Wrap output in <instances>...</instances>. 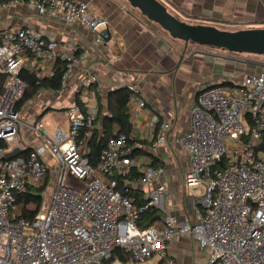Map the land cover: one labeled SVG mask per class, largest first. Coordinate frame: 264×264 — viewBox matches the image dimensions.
<instances>
[{"label": "built area", "instance_id": "2783aa9c", "mask_svg": "<svg viewBox=\"0 0 264 264\" xmlns=\"http://www.w3.org/2000/svg\"><path fill=\"white\" fill-rule=\"evenodd\" d=\"M14 6L62 24L80 23L94 35V44L103 45L109 38L107 21L88 3L0 0V12ZM82 58L67 44L45 39L32 28L0 29V264H127L110 260L115 248L126 252L133 264L149 263L154 256L163 258L162 264H176L165 256V248L180 236H190L206 250L203 264H264V66L230 85L212 84L197 94L189 128L176 139L190 158L183 177L196 214V222L190 223L170 214L168 188L154 185L160 166L146 164L136 180L139 189L147 190L144 203L116 190L114 176L126 180L137 167L129 152L141 145H130L129 134L114 133L96 164L90 163L86 146L96 130L97 110L85 104L65 108L66 128L48 132L35 122L30 129L39 143L25 154L5 158L14 148H25L15 145L23 124L18 106L28 87L22 72L39 80L51 77L55 63L63 62L59 82L64 87ZM116 60L108 57L105 65ZM79 84L101 89L97 75L87 70L80 72ZM135 86L121 87L134 98ZM137 107L143 108V101ZM167 129L161 123L152 151L164 142ZM48 158L57 166L49 201L32 220H24L16 198L45 185ZM151 209L163 220L140 228L137 222Z\"/></svg>", "mask_w": 264, "mask_h": 264}, {"label": "crops", "instance_id": "0c3cea01", "mask_svg": "<svg viewBox=\"0 0 264 264\" xmlns=\"http://www.w3.org/2000/svg\"><path fill=\"white\" fill-rule=\"evenodd\" d=\"M73 1L88 3L95 14L107 21L104 30L109 38L103 45L94 44V35L80 23L62 24L56 19L40 17L23 6L10 7L0 12V29L29 27L45 39L62 42L76 54H83L79 67L69 75L64 87L60 86L57 91L46 90L56 95L53 102L57 100L58 105H61L59 111H63V119L57 123H49L51 131L57 127H67L64 110L78 98L86 106L97 110L96 134L101 135V118L107 114L109 102H113V98L109 100V93L123 85H136L137 92L133 94L134 98L130 95L125 107L129 122L126 134L131 136L130 145L134 142L141 145L129 152L130 155L132 150H138L131 156L137 161V167L133 169L141 174L143 167L151 161L160 166L162 172L154 185L163 184L168 188V211L178 221L196 222L193 198L188 194L183 179L190 168V158L176 143V139L189 128L190 112L199 90L212 84L230 85L232 81H239L246 72L244 61L208 52L189 55L185 52L186 45L182 41L169 36L168 40L164 31L138 14L125 0ZM158 1L171 14L189 24L219 28L220 24L239 22L241 19L254 23L264 21V0ZM108 57L117 60L106 66ZM28 67H33L32 61L28 63ZM82 70L97 75L101 85L98 92L93 87L80 86L79 75ZM23 73L31 74L26 71ZM133 76H137L138 80L134 81ZM83 90L87 91V95H81ZM139 101H143V108L137 107ZM53 102L51 107L47 105L43 108L34 122L39 121L42 114L45 113V116L54 110ZM18 107L22 112V103ZM163 122L168 124V129L162 132L164 142L152 151L151 144L159 134ZM112 127L113 134L118 133V127ZM23 145L30 150L36 144L29 145L25 141ZM86 149L88 154V146ZM138 178L122 180L121 183L141 199L146 197L147 190L137 187ZM68 181L73 183L71 178ZM165 256L176 264H203L207 261L208 254L190 236H180L166 246ZM162 261L163 258L154 256L146 264H162Z\"/></svg>", "mask_w": 264, "mask_h": 264}, {"label": "trees", "instance_id": "16d2710c", "mask_svg": "<svg viewBox=\"0 0 264 264\" xmlns=\"http://www.w3.org/2000/svg\"><path fill=\"white\" fill-rule=\"evenodd\" d=\"M55 66H56V71L50 78H43L38 80L35 79L31 74H27V73L21 74V77L27 82L28 87L23 98L20 101V104L22 103V101L28 100L31 97H33L40 90L57 91L60 89L59 79L61 75V69L63 68L64 64L63 62L57 61L55 63ZM2 82H3V77L0 76V92L2 88ZM130 95L131 92L126 87H120L117 90H114L109 93L108 95L109 100L113 98V102H109L108 112L106 115L102 116L101 118L102 134L97 135L95 130L92 138L90 139L87 145L89 149V153L87 154V157L92 165L96 164L99 154L104 148L107 139L113 135L112 132L113 125L118 127L117 131L119 133H123V134L128 133L129 122H128V114L126 112L125 107L129 102ZM75 103L79 106L84 105L83 102H81L78 98L75 100ZM44 114H42L40 118ZM96 122H97V118L95 120V123ZM27 151H29V149H26L21 154H25ZM137 151L138 150H132L129 156L130 157L133 156V154L136 153ZM155 164L156 163L153 161L150 162V165L152 166H156ZM135 177H141V174L139 172H136L135 169H133L127 179H133ZM114 178L116 179L117 182L116 190L120 194L126 197H132V198L138 197L137 194L127 189L126 186L123 183H121L122 180L118 175H115ZM42 188L43 187H41L40 189L31 188L25 194L17 196L16 202L22 204L23 206L21 212L22 219L27 221L32 220L46 204V202L43 203L42 201V193H41ZM135 198L134 200L137 204H142L145 202L146 197L141 199L139 198L135 199ZM162 220H163L162 214L156 209H151L146 211L140 217L139 221L137 222V225L140 228H147L151 226L153 223ZM114 258H118L125 263L130 262L128 254L123 250H121L120 248H115L113 250L110 260H113Z\"/></svg>", "mask_w": 264, "mask_h": 264}, {"label": "water", "instance_id": "95a60500", "mask_svg": "<svg viewBox=\"0 0 264 264\" xmlns=\"http://www.w3.org/2000/svg\"><path fill=\"white\" fill-rule=\"evenodd\" d=\"M125 1L170 38L182 41L185 45L194 44L229 53L254 54L264 58V28L227 31L211 25L189 24L171 14L158 0ZM25 150V148H14L5 154V158L13 159Z\"/></svg>", "mask_w": 264, "mask_h": 264}, {"label": "rangeland", "instance_id": "374dc122", "mask_svg": "<svg viewBox=\"0 0 264 264\" xmlns=\"http://www.w3.org/2000/svg\"><path fill=\"white\" fill-rule=\"evenodd\" d=\"M220 26H218L219 29L227 30V31L264 28V21L259 22V23H254L253 21L248 20V19H241L239 20V22L238 21L225 22L224 24H220ZM168 40H170L169 37H168ZM178 43H181V42H178ZM185 52L188 53L189 55L193 53H197V52H201V53L208 52V53H213L215 55L231 56L233 58L243 60L245 64L244 70L246 71L244 75L258 73L261 71V69L264 66V58L262 56H258L254 54L229 53L227 51L218 50L214 48H206V47L197 46L194 44H187L185 46ZM81 95L83 96L87 95V91L83 90L81 92ZM55 96L56 95L53 92L46 91V90H40L30 99L22 101L23 108H22V112L21 111L19 112V120L22 121L23 124L20 125L18 129V142L15 143V145H20V144L23 145L25 141L29 145H35L39 143V138L36 132H34L33 130L29 128L31 125L35 124L34 121L37 119L38 114H40V112L43 110L45 106L49 105L48 107H51ZM53 104H55L52 108L54 110L49 111L45 116H42L39 119V122L43 124L44 129L47 131L48 130L51 131L49 123L51 122L57 123L58 120L63 119V111H59L61 105H58L57 100L54 101ZM46 162L50 167V171L47 175V178L45 179L46 180L45 186H43L42 191H41L43 203L45 202L48 203L49 201L48 200L49 195L52 191V188L56 180V172L54 169L57 167L55 160L51 158H48Z\"/></svg>", "mask_w": 264, "mask_h": 264}]
</instances>
